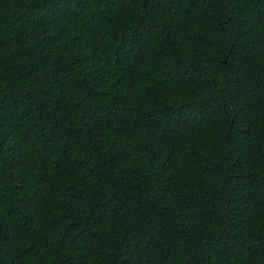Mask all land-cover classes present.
Wrapping results in <instances>:
<instances>
[{
    "label": "trees",
    "instance_id": "trees-1",
    "mask_svg": "<svg viewBox=\"0 0 264 264\" xmlns=\"http://www.w3.org/2000/svg\"><path fill=\"white\" fill-rule=\"evenodd\" d=\"M0 264H264V0H0Z\"/></svg>",
    "mask_w": 264,
    "mask_h": 264
}]
</instances>
